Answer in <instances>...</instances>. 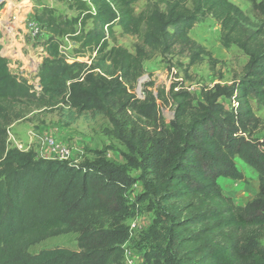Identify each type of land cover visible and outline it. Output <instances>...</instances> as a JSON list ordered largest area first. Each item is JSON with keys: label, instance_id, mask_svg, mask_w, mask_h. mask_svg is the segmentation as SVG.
<instances>
[{"label": "trees", "instance_id": "obj_1", "mask_svg": "<svg viewBox=\"0 0 264 264\" xmlns=\"http://www.w3.org/2000/svg\"><path fill=\"white\" fill-rule=\"evenodd\" d=\"M140 1L146 5L136 12ZM247 1L248 12L228 0H70L72 18L44 9L34 15L46 35L35 75L39 92L10 71L0 47V264H126L127 196L136 184L142 190L136 201L154 215L142 247L148 261L264 264V119L255 113L264 110V0ZM208 18L219 27L221 46L246 58L240 74L198 97L176 82L157 98L137 99L132 91L144 62L176 53L187 57V70L207 56L189 33ZM116 33L136 39L132 53L117 44ZM62 40L76 46L71 56ZM157 100L171 106L168 128ZM35 111L56 112L67 127L84 115L107 120L139 175L132 178L104 151L72 164L11 147L8 129ZM129 113L153 128L128 126ZM235 158L263 180L244 206L216 183L243 180ZM68 234L76 235V249L29 253Z\"/></svg>", "mask_w": 264, "mask_h": 264}, {"label": "rangeland", "instance_id": "obj_2", "mask_svg": "<svg viewBox=\"0 0 264 264\" xmlns=\"http://www.w3.org/2000/svg\"><path fill=\"white\" fill-rule=\"evenodd\" d=\"M228 1L240 10L248 12L247 0ZM68 3L70 0H2L0 2L1 55L7 59L13 74L27 79L31 84H36L35 75L43 57L40 43L46 39V35L34 23V15L41 13L44 9H51L55 15L72 18L74 13L68 10ZM145 5V1L137 3L136 12L143 10ZM189 38L202 48L207 56L187 70V57L177 56L176 53L166 57L157 55L144 62V72L132 91L137 99L144 100L147 93L157 98L159 90H166L176 82H180L190 94L198 97L202 88L210 89L215 84L228 86L233 78L240 74L246 58L235 47L224 49L221 46L220 30L212 19L200 20L190 31ZM116 39L119 46L133 52L135 38L120 36L116 33ZM75 47L72 42L62 40V50L66 54L71 56L72 49ZM140 81H142L141 84ZM156 103L162 117L161 124L168 128L173 115L171 106L164 105L159 100ZM224 104L226 105L227 102ZM255 113L256 116L264 119V110ZM124 118L128 126L135 124L148 130L153 128L151 123L137 117L134 113H129ZM65 124L66 119L56 112L35 111L28 117V121L16 123L21 133L9 129L11 135L23 144L24 148L33 150L40 157L43 152H47L44 137L50 136L58 144L69 149L68 162L72 164H79L85 158H93L92 153L95 151H104L108 161L123 166L132 178L139 175L136 168L127 164L125 155H129V152L114 138L107 120L100 116L93 118L90 115H84L69 127ZM255 136L261 139L262 131ZM29 137L33 139L32 142L28 141ZM234 163L236 169L242 174L243 180L219 178L216 183L223 196L229 197L237 206H244L256 197L263 180L253 168L238 158L234 159ZM141 193L140 185L136 184L127 196L131 215L126 224L131 231V240L126 252V264H154L143 256L142 251V247L149 244L147 235L154 215L145 210V203L136 201ZM54 247L76 249V235L68 234L48 239L31 247L29 253L34 255L43 249Z\"/></svg>", "mask_w": 264, "mask_h": 264}, {"label": "built area", "instance_id": "obj_3", "mask_svg": "<svg viewBox=\"0 0 264 264\" xmlns=\"http://www.w3.org/2000/svg\"><path fill=\"white\" fill-rule=\"evenodd\" d=\"M2 0H0L1 2ZM29 84L32 86L33 91L35 92H39L40 88L38 85V81L36 79V84H31L29 82ZM7 142L8 144L13 147L16 148L20 151H27L28 149L24 148V145L21 144L19 141H17L10 133V129H8L7 131ZM44 145L46 147L47 153H48V157L46 159H54V160H63V161H68V158L70 156V151L66 146H62L60 144H58L52 137L50 136H45L44 137ZM45 158V157H42ZM125 260L126 259V255H125Z\"/></svg>", "mask_w": 264, "mask_h": 264}, {"label": "crops", "instance_id": "obj_4", "mask_svg": "<svg viewBox=\"0 0 264 264\" xmlns=\"http://www.w3.org/2000/svg\"><path fill=\"white\" fill-rule=\"evenodd\" d=\"M14 132H16V133H21L20 131H19V127L18 126H16V123L15 124H13L11 127H10ZM32 138L31 137H29V142L31 141L32 142ZM42 157H45V158H47L48 157V153L47 152H43L42 153Z\"/></svg>", "mask_w": 264, "mask_h": 264}, {"label": "bare ground", "instance_id": "obj_5", "mask_svg": "<svg viewBox=\"0 0 264 264\" xmlns=\"http://www.w3.org/2000/svg\"><path fill=\"white\" fill-rule=\"evenodd\" d=\"M142 83V81H140V84Z\"/></svg>", "mask_w": 264, "mask_h": 264}]
</instances>
